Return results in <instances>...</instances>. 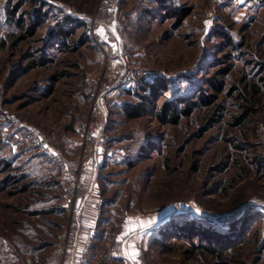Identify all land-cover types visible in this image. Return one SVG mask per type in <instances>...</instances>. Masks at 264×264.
Here are the masks:
<instances>
[{"label": "rangeland", "instance_id": "obj_1", "mask_svg": "<svg viewBox=\"0 0 264 264\" xmlns=\"http://www.w3.org/2000/svg\"><path fill=\"white\" fill-rule=\"evenodd\" d=\"M33 1L0 0V264H43L73 229L80 204L95 218L83 264L121 260L130 245L146 264H264V0H110L104 34L145 70L127 89L157 75L168 82L158 104L213 99L176 125L152 112L123 115L122 104L135 98L104 69L90 40L79 43L84 28L64 48L50 39L64 16L88 32L101 0H37L45 15L15 42L8 7L19 4L29 23ZM169 4L190 8L177 27ZM101 110L107 151L89 158L79 129ZM11 117L38 129L59 159L33 145ZM70 160L78 162L75 173ZM71 177L79 188L66 200ZM187 220L228 236L233 247L222 258L202 250L217 243L179 229ZM126 224L135 231L118 239Z\"/></svg>", "mask_w": 264, "mask_h": 264}, {"label": "built area", "instance_id": "obj_2", "mask_svg": "<svg viewBox=\"0 0 264 264\" xmlns=\"http://www.w3.org/2000/svg\"><path fill=\"white\" fill-rule=\"evenodd\" d=\"M214 1V0H213ZM113 9V3L110 0H101L95 12L89 17L88 37L89 40L99 50L104 69L107 72L113 71L114 75L121 86H129L134 76H140L145 70L135 63L125 61L119 51L116 43L109 41L104 34V28L107 22L108 13ZM101 30H103L101 32ZM106 119V113L101 110L95 115V118L84 121L80 126V135L82 138V146L89 158H95L98 155L106 153V140L102 133ZM10 124L14 127L27 128L30 141L43 149L45 153L51 154L57 160L58 152L51 150L45 140L44 135L36 128L19 122L16 118L9 119ZM67 168L73 173L77 171L78 162L70 160L67 162ZM79 188L78 180L70 178L66 185L62 197L71 200L76 197ZM99 205L95 204L97 208ZM95 226V218L85 212L81 206L75 209V224L70 232L57 238L51 251L44 258L43 264H83L84 256L92 240L93 230ZM139 264H146L143 261L141 253L137 256ZM100 264H132L127 257L121 260L109 261Z\"/></svg>", "mask_w": 264, "mask_h": 264}, {"label": "trees", "instance_id": "obj_3", "mask_svg": "<svg viewBox=\"0 0 264 264\" xmlns=\"http://www.w3.org/2000/svg\"><path fill=\"white\" fill-rule=\"evenodd\" d=\"M155 3L160 5H165L169 2V0H153ZM37 2L39 1L35 0L32 2V5L34 7V11L30 13L31 15V22L25 23L23 20V17L18 15L17 11L19 8V4H13V6H9L7 13L8 18L11 22L16 24L18 27L19 33L15 35V42L21 41L24 39H27L28 36H31L34 32V26L38 25V22L41 21L42 17L45 15V13L41 12L39 8H36ZM169 10L172 12L173 17L176 19V24L174 27H177L180 25L183 20L189 15L190 8H173L171 4L167 6ZM81 27L84 28L82 39L79 40V43L83 40H89L88 32L85 29V24L82 21H76L70 20L68 16H64L61 18V20L56 24V27L53 30L49 31L50 39H53L55 43L61 45L63 48L67 47V44L72 40L71 36L74 35L77 31V29ZM223 38L226 42L230 41L229 36L225 33L222 34ZM76 42V41H75ZM34 63V62H33ZM32 63V66L35 64ZM220 72L221 74L226 75L229 72V68H224L222 70H218L216 73ZM208 81L213 86L216 93L222 92V83H217L214 77L209 78ZM168 82L157 75L152 76L149 79H142L138 82V86L135 90L131 92V90L126 88V93L130 96H133L135 98L134 101L130 102H124L121 106L122 113L127 119H137L140 118L150 112H152L157 120L164 125L171 124L176 125L179 123V120L182 117H188L193 112L195 107H197L200 104H210L213 102V99H208V97H204L203 95H199L197 97L196 101H186L183 97L175 98L179 99L181 105L177 106L175 100H164L162 103L158 104L157 99L159 97H162L165 95V93L168 90ZM140 90V92H139ZM142 91V92H141ZM215 98L216 96H212ZM149 148V147H148ZM148 148L143 147L142 150L145 152ZM142 154V152H140ZM145 153H143L144 155ZM10 166L9 163H5V170L8 169ZM242 222H244V219H242ZM234 223L232 222V225ZM183 232L199 236L207 241H212L213 243L216 242L215 246L212 247L209 246H202V250H205L206 252L209 251L210 253H213L215 257L222 258L224 253L231 249L233 246L230 244H226V242L229 241L228 236H224L220 234L219 232L213 230L211 227L208 226H195L193 221L187 220L186 222L182 221V224L180 225ZM160 238L161 235H165V232L159 231ZM159 238V240H154V243L156 245H160L162 243V240ZM230 243V242H228ZM228 245V246H227ZM230 245V246H229ZM90 248V245L88 249Z\"/></svg>", "mask_w": 264, "mask_h": 264}, {"label": "snow or ice", "instance_id": "obj_4", "mask_svg": "<svg viewBox=\"0 0 264 264\" xmlns=\"http://www.w3.org/2000/svg\"><path fill=\"white\" fill-rule=\"evenodd\" d=\"M210 23V22H206ZM103 30H101L102 32ZM148 223H152V221H149ZM140 226L144 227L145 226V222L141 221L140 222ZM135 228H130L127 224L125 225V232L122 234V236L118 239H123V236L128 235L131 232H134ZM138 251L135 250V246L134 245H130L129 249L125 252V256L132 261V264H139L138 260H137V256H138Z\"/></svg>", "mask_w": 264, "mask_h": 264}, {"label": "crops", "instance_id": "obj_5", "mask_svg": "<svg viewBox=\"0 0 264 264\" xmlns=\"http://www.w3.org/2000/svg\"><path fill=\"white\" fill-rule=\"evenodd\" d=\"M116 240H118V239L116 238Z\"/></svg>", "mask_w": 264, "mask_h": 264}]
</instances>
